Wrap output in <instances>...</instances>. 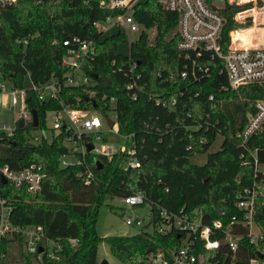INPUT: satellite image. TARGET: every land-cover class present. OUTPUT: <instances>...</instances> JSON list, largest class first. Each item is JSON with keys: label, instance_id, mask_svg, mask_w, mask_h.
<instances>
[{"label": "trees", "instance_id": "1", "mask_svg": "<svg viewBox=\"0 0 264 264\" xmlns=\"http://www.w3.org/2000/svg\"><path fill=\"white\" fill-rule=\"evenodd\" d=\"M101 1L105 0H16L0 5V80L23 88L26 109L37 116L36 127L26 120L22 128L13 129L11 138L1 140L0 164L20 169L34 162L45 173L35 193L23 186L0 185L1 195L10 203V224L20 228L39 226L42 235L37 242L39 253L26 251L20 232L1 236L0 264H96V246L102 239L94 229L98 207L106 196L120 197L132 191H142L147 201L166 210L197 212L202 222L219 220L235 233L246 230L230 220L233 214L240 219L233 194L255 179L251 154L258 165L264 164V120L243 143L235 133L253 112L254 103H264V79L227 88L225 74L219 71L221 63L193 54L197 64L209 67L210 74L203 76L194 68L197 78L189 74L181 78L178 74L187 61L175 46L176 15L162 9L156 0H143L133 8L132 15L153 34L141 30L129 44L128 56L135 63L137 76L135 86L126 89L130 81L127 57L117 51L125 36L117 32L101 37L91 26L93 20L115 12L101 6ZM248 6L227 1L222 4V49L228 42L226 31L237 26L233 13ZM70 36L94 42L92 84L66 85L56 98L41 100L31 86L45 83L50 73H63L60 41ZM89 91L92 95L88 98ZM155 98L165 105L155 104ZM62 105L98 114L113 111L116 131L130 136L138 166L126 167L123 152L108 157L86 152L84 166H61L59 158L66 151L63 140L68 135L63 131L52 130L49 141L29 147V131L45 128L46 112ZM218 137V147L212 149ZM201 154V163L192 161V156ZM84 167L91 173L87 184L77 176ZM259 176L261 172L257 171L256 178ZM263 214L264 195L258 199L254 214V220L264 226ZM177 239L175 231L160 234L144 229L103 237L122 264H148V253L171 247ZM221 250L228 252L225 264H239L243 256L240 247L233 258L224 243ZM194 253L198 258L193 264H220L215 250L196 245Z\"/></svg>", "mask_w": 264, "mask_h": 264}, {"label": "built area", "instance_id": "2", "mask_svg": "<svg viewBox=\"0 0 264 264\" xmlns=\"http://www.w3.org/2000/svg\"><path fill=\"white\" fill-rule=\"evenodd\" d=\"M16 0H0V5H10ZM143 0H105L100 5L115 12L106 15L104 18L93 20L91 26L99 34L107 28H115V32H120L124 36L128 32L145 30L133 18V8ZM159 6L176 15L174 33L177 36L176 48L184 53L186 63L184 69L179 72L181 78L189 74L192 78H197L194 68H197L201 75L209 76V67L204 63L197 64L195 57L203 60H217L221 63L220 72H224L227 88L234 89L240 85L264 79V0H156ZM227 1L230 4L243 5L248 7L233 13L232 19L237 26L226 31L228 42L225 49L221 46V34L225 23L220 15L219 9ZM146 31V30H145ZM151 31V30H149ZM149 31H146L147 33ZM232 32L235 36H232ZM237 34V36H236ZM149 36L152 35L148 33ZM242 37H244L242 39ZM19 42V40H17ZM22 43L25 40L21 41ZM58 43V42H56ZM59 44V43H58ZM59 64L64 69L60 76L50 73L48 80L40 85L32 84L31 89L36 92L39 99L56 98L59 92L66 85H90L92 74V60L95 56V47L92 39L70 36L60 41ZM129 53V52H128ZM193 54L195 57H192ZM126 73L130 76V81L125 86L132 89L135 86V63L125 55ZM189 68V71L186 68ZM159 76V73L157 74ZM173 78V75H169ZM92 92L89 91V98ZM134 97V96H132ZM153 97V94H152ZM212 100V95H208ZM113 105V98L109 99ZM155 104L165 105V101L154 99ZM173 102V101H172ZM51 115L52 124L50 135L39 136L37 128L29 131L27 139L29 147L40 143L42 140L49 141L51 132H68L63 140L66 151L61 154L59 163L61 166L70 164H83L85 145L92 144L90 152H94L106 157L114 152H123L126 167L138 166L135 158L134 146L129 135H121L125 138V144L116 146L105 143L98 134L102 123L108 131H116V118L113 111H106L99 114L83 108L62 105L58 109L47 111ZM110 113V114H108ZM19 118L31 121V114L25 105V90L11 86L6 81L0 80V142L13 136V129L17 127ZM101 118V119H100ZM108 118L112 125L108 126L105 119ZM101 120V121H100ZM264 120V103L256 101L253 112L249 113L245 124L235 133V137L241 143L256 130H258ZM36 127V126H35ZM41 129V128H39ZM43 129H46L43 128ZM118 134V133H117ZM120 135V134H119ZM97 141V146L94 145ZM68 143L66 146L65 143ZM127 142L129 145H127ZM73 160V162H71ZM250 160L254 163L255 179L247 186L235 191L233 194V205L240 212L239 220L233 214L230 220L237 221V225L245 227V232L235 233L222 226L219 220L202 222L197 212L187 213L182 209L177 212L158 207L156 204L147 201L142 191L129 192L120 196V200L129 206H139L146 204L147 221L143 223V218H124V223L128 226L137 227L138 230H152L160 234H167L170 231L177 233V242L171 247L156 248L146 255L148 264H193L198 256L194 253L196 245H200L206 250H215V259L220 264H225L228 252L221 250L224 240L229 244L238 243L243 254L239 264H264V226L254 220L258 199L264 195V185L262 183L264 171L259 169L254 154ZM246 163L245 161H242ZM257 171L261 176L257 177ZM45 173L40 164L30 162L20 169H12L7 164H0V178L13 187H24L30 193L38 192ZM87 184L91 179V173L87 168L77 173ZM151 205L152 210H151ZM10 203L0 192V237L12 232H20L24 239V247L27 252L37 251V242L41 239L39 226H27L20 228L13 226L8 220ZM223 214V212H220ZM264 221V214L262 216ZM147 224L146 228H143ZM40 251H37L39 253ZM215 264H219L216 262ZM231 264V263H227Z\"/></svg>", "mask_w": 264, "mask_h": 264}, {"label": "rangeland", "instance_id": "3", "mask_svg": "<svg viewBox=\"0 0 264 264\" xmlns=\"http://www.w3.org/2000/svg\"><path fill=\"white\" fill-rule=\"evenodd\" d=\"M115 32V28H107L102 32L101 37L107 36ZM153 34V30L148 32ZM137 37L136 32H128L125 35L124 42L117 45V51L122 55H127L129 52V44L132 43ZM110 114V113H108ZM99 117L100 115L97 114ZM101 119V118H100ZM101 121V120H100ZM52 119L49 113L45 114V126L46 129H36V133L39 136L50 135ZM107 127L102 123L99 127L98 134L104 139L105 143H111L116 146L125 144V138L114 131H108ZM220 138L218 137L212 145V149L218 147ZM68 146V143H65ZM94 145H98L97 141H94ZM192 161L201 163L204 159V154L194 155L191 157ZM261 171H264V164L259 166ZM147 210L146 204L139 206H129L124 204L119 197L106 196L104 202L99 205L94 224L95 233L102 239L97 243L96 246V264H100L104 261L106 264H122L121 261L113 255L107 243L103 240L105 236H118L125 235L126 233H135L138 231L137 227L128 226L124 223V218H143V223L147 221Z\"/></svg>", "mask_w": 264, "mask_h": 264}, {"label": "water", "instance_id": "4", "mask_svg": "<svg viewBox=\"0 0 264 264\" xmlns=\"http://www.w3.org/2000/svg\"><path fill=\"white\" fill-rule=\"evenodd\" d=\"M92 76L94 77L95 75L92 74ZM30 113H31V125L33 127H35V126H37V116H36V114H35V112L33 110H30ZM105 121L108 124V126L112 125V122L108 118H106ZM23 125H24V120L22 118H19L18 121H17V128H22ZM91 149H92V144L91 143H87L85 145L86 152H90ZM71 162H73V160ZM0 182H4V179L0 178ZM146 226H147V224H145L143 228H146ZM100 264H106V263L104 261H101Z\"/></svg>", "mask_w": 264, "mask_h": 264}, {"label": "bare ground", "instance_id": "5", "mask_svg": "<svg viewBox=\"0 0 264 264\" xmlns=\"http://www.w3.org/2000/svg\"><path fill=\"white\" fill-rule=\"evenodd\" d=\"M227 248L230 250V252L232 253V258L235 256V253L238 251L240 245L236 242V243H232V244H229L227 242V240H224L223 242Z\"/></svg>", "mask_w": 264, "mask_h": 264}, {"label": "crops", "instance_id": "6", "mask_svg": "<svg viewBox=\"0 0 264 264\" xmlns=\"http://www.w3.org/2000/svg\"><path fill=\"white\" fill-rule=\"evenodd\" d=\"M232 36H235V33L234 32H232ZM236 36H237V34H236ZM244 37H242V39H243Z\"/></svg>", "mask_w": 264, "mask_h": 264}]
</instances>
